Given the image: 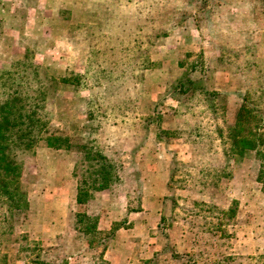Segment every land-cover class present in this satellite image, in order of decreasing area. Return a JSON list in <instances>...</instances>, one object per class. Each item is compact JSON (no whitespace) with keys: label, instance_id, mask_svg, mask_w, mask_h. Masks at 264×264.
<instances>
[{"label":"rangeland","instance_id":"1","mask_svg":"<svg viewBox=\"0 0 264 264\" xmlns=\"http://www.w3.org/2000/svg\"><path fill=\"white\" fill-rule=\"evenodd\" d=\"M158 31L181 36L183 49L195 51L159 60L152 46L165 37L156 38ZM198 55L206 72L191 77L205 91L176 93ZM222 56L234 64L220 63ZM177 59L183 74L153 85L147 70L165 62L171 73ZM244 59L264 68V0H0V79L30 75L32 91L44 83V135L71 143L56 150L42 140L26 157L30 208L0 239V259L108 264L104 247L90 248L75 229V215L99 217L108 250L119 244L120 229L137 223L130 214L146 210L131 264H218L231 256L232 264H264L260 162L253 154L226 156L240 96L255 82L254 71L235 72ZM90 143L119 161L122 179L106 203L96 193L79 206L74 168L79 148ZM102 214L107 225L116 219L109 229Z\"/></svg>","mask_w":264,"mask_h":264},{"label":"trees","instance_id":"2","mask_svg":"<svg viewBox=\"0 0 264 264\" xmlns=\"http://www.w3.org/2000/svg\"><path fill=\"white\" fill-rule=\"evenodd\" d=\"M155 37H167V35L164 31H158ZM201 56H198V59L191 64L189 72L179 80L174 90L176 93L186 96L195 91H205V85H200L201 79L195 80L191 77L195 72L205 75ZM234 57L240 59L238 53ZM227 59L222 56L219 62L227 66L234 64ZM243 61L236 65L235 72L254 71L256 76L252 80L255 79V82L249 83V89L240 96L243 103L234 127L228 131L231 147L226 156L243 159L253 154V157L260 162L258 182L264 188V68L256 65L254 61L253 63L247 59ZM6 75L12 80L8 81L9 79L6 80L5 77L0 79V83L5 81L7 83L4 89L0 87V239L6 234L13 233L17 217L30 208L29 195L22 184L26 157L34 152L42 140L52 149H71L68 138L44 135L50 125L46 111L49 88L44 87L42 82L43 85L39 84V87L32 91V88H27L25 85L32 79L30 75L21 72L18 74L6 72ZM40 77L41 75L35 71L33 78ZM207 93L208 91L205 95H208ZM77 157L73 174L78 183L77 205L89 204L95 199L96 193L108 190L121 181L119 161L110 158L93 144L81 146ZM98 222L97 216L82 212L75 215V229L89 238L90 248L104 247L101 256L104 260L106 242L110 238L101 236ZM115 226L117 227L114 231L118 230V224ZM3 259H0V264H7L5 256ZM32 260L30 264H54L41 259L40 256ZM235 260L232 256L224 257L218 264H232Z\"/></svg>","mask_w":264,"mask_h":264},{"label":"crops","instance_id":"3","mask_svg":"<svg viewBox=\"0 0 264 264\" xmlns=\"http://www.w3.org/2000/svg\"><path fill=\"white\" fill-rule=\"evenodd\" d=\"M194 30L196 32L198 31L197 28H195ZM169 38L170 37H165L162 40H157L156 43H154V45L152 46V53L153 54H159V56H160V58L158 57L159 60L166 61L167 59H169L171 57L170 53H173V51L176 52L177 50H180L183 52V50H184L183 49L184 47H182L183 45H182V41H181V36L180 37L179 36L173 37L171 40H169ZM177 40H178V42H177ZM170 42H175L174 49L172 47H167V45L171 46ZM164 45H166V46H164ZM184 51L185 52H194L195 50L194 49H190V50L188 49V50H184ZM198 56H197V58H198ZM179 63H180V61H179ZM165 64L166 63L164 62L163 65L160 64L157 68L147 70L148 71L147 75L150 76V78H152V84L153 85L159 84V83H165L166 81L171 82L170 81L171 77L176 78V80H177L179 75L183 74L181 72H182V69L184 68V65L182 66L181 63L178 65V59L176 62V66L174 68L172 66L171 73L166 70V68L168 66H166ZM167 73H169V74H167ZM197 74L200 76L202 75L200 72H195V73H193L192 76H197ZM181 77H183V76H181ZM196 78L197 77H194L195 80H197ZM172 82H173V80H172ZM177 84H178V82H177ZM177 84L174 86V90H175ZM108 190L97 193V197H98L97 199L99 202H102V203L107 202V200H108L107 191ZM75 202H76V200H75ZM56 215L57 216L63 215V212L62 213L60 211H59V213L56 212ZM102 215H104V216L102 217L103 222L101 224L104 226L106 225L107 226L106 229H109L110 226L113 224V221L115 222L116 219L113 218L112 221L107 225V223H108L107 221L109 220L108 219L109 217H106V214H102ZM149 217H150V214L146 210H144L140 213L130 214V220H132V221L136 220L137 223L134 225H130V228H128V230H126L124 227L118 231L117 241L119 242V244L110 245L108 250H107V248L105 250V253H106L105 259L109 262L108 264H131V262L133 260V256H134V248H135V241H136V239H134V237L136 235L133 236V234L137 231V229H139L140 226L141 227L143 226L142 224L138 223V221L144 222ZM133 227H134V229H133ZM146 227H147V225H146ZM109 256H111V259Z\"/></svg>","mask_w":264,"mask_h":264}]
</instances>
